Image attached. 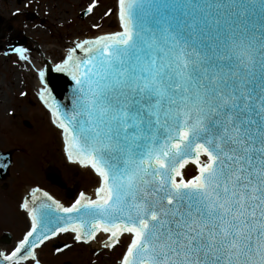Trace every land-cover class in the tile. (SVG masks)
Segmentation results:
<instances>
[{
  "label": "snow or ice",
  "instance_id": "snow-or-ice-1",
  "mask_svg": "<svg viewBox=\"0 0 264 264\" xmlns=\"http://www.w3.org/2000/svg\"><path fill=\"white\" fill-rule=\"evenodd\" d=\"M118 10L121 31L55 64L70 105L38 72L68 159L97 174L94 198L25 199L31 226L0 264H40L34 250L50 237L101 231L106 247L129 235L120 264H264V0H118ZM10 51L28 60L25 47Z\"/></svg>",
  "mask_w": 264,
  "mask_h": 264
},
{
  "label": "rangeland",
  "instance_id": "rangeland-1",
  "mask_svg": "<svg viewBox=\"0 0 264 264\" xmlns=\"http://www.w3.org/2000/svg\"><path fill=\"white\" fill-rule=\"evenodd\" d=\"M90 3H92V0H79L81 10ZM94 7L96 9L93 8L91 16L77 20L74 12L71 14L69 4L66 3L67 13L64 15L65 17L68 16L69 21L64 23V26H60L58 30L68 37L76 36L77 38V36L82 37L84 34L91 35L117 28L118 0H96ZM100 12L101 16H99ZM86 19L92 21L88 22ZM93 19H97L98 22L93 21ZM110 24H113V26L110 27ZM52 57H55V53ZM16 59L18 58L16 57ZM16 59L12 58L13 61ZM16 63L20 65L21 61L16 60ZM0 71L4 70L0 67ZM5 76H8V74L6 73ZM6 81H8L7 78ZM8 89L7 86L6 89L2 86V90H5L7 95H11ZM31 97L36 105L28 106V109L18 108L17 110L4 111L6 109L0 106V150L12 149L9 175L4 180L9 185L4 193L8 194L12 190H23L26 186L39 187L45 189L60 203L69 205L72 200L65 198L63 193L56 192L45 180L43 170L52 162L62 170L68 182L72 179L71 175L76 174L75 179L80 182L79 191L92 196V192L98 186V178L94 171L87 166L67 160L62 153L63 143L60 139V129L53 124L49 110L40 101L38 93L31 91ZM12 113H16V117H12ZM24 121H27L30 125H24ZM191 174H193L192 168H187L184 172L185 177ZM25 226L26 222H22L23 229H26ZM21 235H23L22 230L14 235L8 245H1L2 249L6 253L9 252L20 240ZM57 239L73 242L70 238L58 237ZM57 239H50L41 245L36 252L38 260L45 264H118L119 262L116 259L122 258L125 247L130 240L128 237H121L115 245L109 248L102 247V249H98L92 254L89 252V246L76 243H74L75 248L73 250L68 248L61 253H55L56 251L51 244H55ZM24 264H32V261H27Z\"/></svg>",
  "mask_w": 264,
  "mask_h": 264
},
{
  "label": "flooded vegetation",
  "instance_id": "flooded-vegetation-1",
  "mask_svg": "<svg viewBox=\"0 0 264 264\" xmlns=\"http://www.w3.org/2000/svg\"><path fill=\"white\" fill-rule=\"evenodd\" d=\"M66 3L69 4L70 12L71 14L74 12L77 20L85 19L91 13L88 12L81 17L82 10L87 7L81 10L79 0H75L74 4L69 3V0H0V67L4 70L0 71V106L6 109L4 111L17 110L18 108L28 109V106L36 105V102L32 100L31 91L37 93L32 86V79L38 73L31 69L30 60L32 58L41 54H47L52 57L55 53V57L52 58L59 60L62 57H60L58 48L65 41L88 38L94 35L84 34L82 37L77 36V38L76 36L68 37L58 30L60 26H64V23L69 21L65 19L59 22L60 13L63 15V11H66ZM16 46L25 47V55L28 57L27 61L20 60L18 54L10 51V47ZM12 58L20 60L21 64L17 65L16 60L13 61ZM44 68H46V65H44ZM6 73L8 76H5ZM6 78L8 81H6ZM36 78L40 79L39 75ZM2 86L4 89L7 86L11 95H7V92L2 90ZM11 116L16 117V113H12ZM60 171L63 179L66 181V185L69 189H72L77 175L72 174V179L68 182L61 169ZM47 182L49 183V181ZM49 184L56 192L59 191L63 195L65 194V189L51 183ZM8 185L7 181L0 180V247L1 245H8L14 235L20 230L24 234L30 224V218L27 216L26 210L20 207V205L25 200L24 190L32 186H26L23 190H12L10 193L5 194L6 192L4 193V191H6ZM78 188L80 189V182H78ZM22 222H26V229H23ZM65 233H59L54 239L64 237L72 239L73 242L70 243L57 239L56 246L67 244V247H63L58 251V247H54L52 243L51 246L55 249V253H61L68 248L73 250L75 248L74 243L85 244L81 241H75L74 237L65 235ZM89 252H91V249ZM39 262L40 264H45L40 260Z\"/></svg>",
  "mask_w": 264,
  "mask_h": 264
},
{
  "label": "water",
  "instance_id": "water-1",
  "mask_svg": "<svg viewBox=\"0 0 264 264\" xmlns=\"http://www.w3.org/2000/svg\"><path fill=\"white\" fill-rule=\"evenodd\" d=\"M86 12L87 11L82 12L81 17L84 14H86ZM77 54L81 55L79 50H77ZM44 65H47V67H48V69L46 70V73H45L44 83L48 84L49 90L52 91L53 97L56 98V100L58 102L68 103L70 105L71 104V100H70V97H71L70 78H68L66 76V74L55 72V67L49 68L50 66H48V64L46 63L45 60H42V65H41L40 69H44ZM24 123H25V125L29 126L28 122H24ZM61 133H62V130H61ZM62 138H63V135H62ZM63 142H64V139H63ZM11 153H12L11 151L0 152V179L1 180H4L8 175V166L11 162ZM65 154H66V158H67V153L65 152ZM67 160L70 161L68 158H67ZM73 161H76V160H73ZM44 173H45V178L50 183L66 189V191H65L66 198H73L74 197V193L77 191V188H78V182L77 181L75 182L72 189H69L68 187H66V183L64 182L63 178L61 177L60 170L52 162H50L48 164V166L45 168ZM32 195H30V196H32ZM34 196L36 197L35 204H38L42 201H46V198L43 196V192H38ZM32 197H31V199H29L30 206H34L33 201H32ZM28 198H29V196L25 197L24 199H28ZM73 235H74V233H73ZM107 240H108V237L105 240L98 243V245L99 246H106ZM62 247H65V245L58 246V249H61ZM0 251H1V248H0ZM116 260L120 264L121 258H118Z\"/></svg>",
  "mask_w": 264,
  "mask_h": 264
},
{
  "label": "bare ground",
  "instance_id": "bare-ground-1",
  "mask_svg": "<svg viewBox=\"0 0 264 264\" xmlns=\"http://www.w3.org/2000/svg\"><path fill=\"white\" fill-rule=\"evenodd\" d=\"M70 3L74 4L75 3V0H69ZM96 9V7H94ZM101 11V10H100ZM93 12V11H92ZM92 12L89 14V16L92 15ZM67 12L66 11H63V15L62 13H60V17H59V22H62L64 21L65 19L68 18L65 17L64 14H66ZM101 12L99 13V16H101ZM93 18H96V17H93ZM118 19V17H117ZM89 21H92L91 19H86ZM93 21L95 22H98L97 19H93ZM81 39H74V40H67L65 41L64 44H62L59 48H58V51H59V54H60V57H64V55L66 54L67 52V49L69 47H72L75 43L79 42ZM83 40V39H82ZM42 60H45L46 63L48 64V66L52 67L54 66L56 63H58V59H54L52 58L50 55H47V54H41V55H38V56H35V58H32L30 60V63H31V69L33 71H36V73H38L39 69L41 68V65H42ZM38 75H36L37 77ZM34 78L32 79V86L34 87L35 91L37 93H39V89L42 87V83H41V80L38 79V78ZM49 115H51V111L49 112ZM59 133H60V139H61V142L63 143V147H62V153L66 156L65 152H64V142H63V138H62V133H61V129L59 130ZM76 164V163H75ZM82 166H87V165H82ZM88 167V166H87ZM187 168H192V165L191 164H186L184 165V167L182 168V172L184 174L185 170ZM95 173V172H94ZM96 177H97V174L95 173ZM98 178V177H97ZM32 189H35V188H32V187H29L27 190L25 189L24 190V198L27 197V196H30L33 194L32 192ZM94 196V192H92V194ZM92 196V197H93ZM65 235H68V236H72L74 237L73 233L72 232H67L65 233ZM58 236V235H57ZM129 237L128 234H120L116 239H117V243L119 242V240L121 239V237ZM108 237V234H105L103 233L102 231L101 232H98L96 237H94L92 240L88 241L86 245H88L90 248H94V249H102V247H106V246H99L98 243H100L101 241L105 240L106 238ZM130 242V240L128 241V243ZM127 243V244H128ZM1 248V247H0ZM106 248H109V247H106ZM126 248V247H125ZM1 251H2V248H1ZM3 252V251H2ZM119 264V263H118Z\"/></svg>",
  "mask_w": 264,
  "mask_h": 264
}]
</instances>
